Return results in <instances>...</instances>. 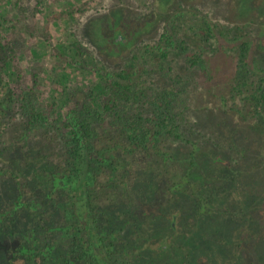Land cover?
Wrapping results in <instances>:
<instances>
[{
	"label": "rangeland",
	"instance_id": "obj_1",
	"mask_svg": "<svg viewBox=\"0 0 264 264\" xmlns=\"http://www.w3.org/2000/svg\"><path fill=\"white\" fill-rule=\"evenodd\" d=\"M0 25V72L12 59L14 74L0 84V159L20 137L28 90L46 120L36 128L61 141L68 139L62 119L89 103L96 72L129 73L136 83L130 106L151 118L167 102L183 132L167 146L179 168L167 158L157 198L146 192L140 217L153 213L145 216L142 246L127 252L131 264H190L189 255L192 264H264L260 239L250 240L264 231V0H0ZM73 44L82 58L69 52ZM11 185L0 183V264H39L11 256L34 227L28 213L13 217L20 207H12ZM201 198L209 202L202 215ZM249 202L257 210L241 219ZM127 205L119 200L111 211L118 216ZM243 235L250 241L241 243Z\"/></svg>",
	"mask_w": 264,
	"mask_h": 264
},
{
	"label": "trees",
	"instance_id": "obj_2",
	"mask_svg": "<svg viewBox=\"0 0 264 264\" xmlns=\"http://www.w3.org/2000/svg\"><path fill=\"white\" fill-rule=\"evenodd\" d=\"M74 45L69 47V52H73L74 58H82L83 54ZM3 49L0 41V53ZM12 66V59L3 61L0 84L14 76ZM68 66L72 64L62 70L63 79ZM96 75L100 79L91 88L89 103L71 108L62 119L66 140L51 138L46 130L36 128L46 120L35 108L37 96L33 91L28 90L21 99L23 118L16 124L20 137L1 150L0 183L9 181L17 194L12 207L20 208L13 217L28 213L34 219V227L30 239L22 236L23 244L11 253L13 259L22 257L39 264H120L123 259L131 264L133 261L127 255L133 252H127L142 246L147 230L145 216L149 220L153 213L150 210L148 217L144 211L143 219L140 217V208L148 203L146 192L157 198L160 182L167 181L165 176L169 174L167 158L172 159L175 170L180 166V160L167 150L171 140L181 138L183 133L169 109L170 104L165 103V111L159 116L145 118L143 108L130 106L136 83L129 73L103 76L96 72ZM5 88L9 86L5 84ZM65 90L58 92L61 101L67 99ZM104 97H109L107 102H103ZM125 99L127 102H123ZM189 175L190 169L186 171V177ZM173 186L169 193L178 187ZM119 200L128 205L117 216L111 210ZM208 203V199H200V215L208 213V210L203 212V205ZM247 207L248 214L241 219L257 210L251 202ZM124 219L127 226L117 234V223ZM176 219L177 216H172V231L176 230ZM100 221H103L102 229ZM99 229L106 232L99 235ZM62 232L65 238L59 236ZM257 235L250 240L260 239L263 254L264 231ZM250 240L248 237L245 240L244 235L239 239L241 243ZM233 245L241 246L239 242ZM188 262H193L190 255Z\"/></svg>",
	"mask_w": 264,
	"mask_h": 264
}]
</instances>
